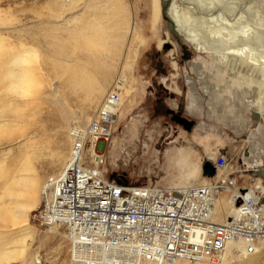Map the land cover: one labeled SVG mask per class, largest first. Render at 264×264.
Segmentation results:
<instances>
[{
  "label": "rangeland",
  "instance_id": "374dc122",
  "mask_svg": "<svg viewBox=\"0 0 264 264\" xmlns=\"http://www.w3.org/2000/svg\"><path fill=\"white\" fill-rule=\"evenodd\" d=\"M52 1L0 0L2 13L8 11L9 13L4 14L8 18H15L16 22L10 26H0V38L5 39V42L10 41L12 45L18 44L21 38L27 43L31 40L29 44L39 55L35 67H42L47 75L51 69L45 55H66L59 49L63 48L64 52L76 53L74 58H84L86 51L92 50L79 42L66 40L67 34L62 31L63 27H66L65 30L74 28L79 26L80 22L74 23L76 25L70 22L66 26H60L68 17L69 21L71 17L82 15V12L87 10L83 7L86 8L89 0H71L72 12L62 13L60 9L57 14L52 12L53 7L49 5ZM58 1L62 4V0ZM100 1L106 3V0H92L93 3H90L96 4ZM118 1L120 4L115 0L111 2L113 8L120 5L118 12L113 15L112 20L104 21L108 28L112 25L116 33H124L125 39L118 51L120 55L117 53L113 58L112 69L115 72L106 90H109L115 77L121 73L126 78L131 92L129 91L128 98L113 117L110 140L99 144V150L106 153L105 175L117 181L126 180L130 184L145 187L181 188L191 183L198 186L210 182L209 178L202 174L201 167L204 162L210 161L213 164L219 155L225 154L228 157L227 172L236 179V186L247 188L255 183L256 178L264 179L263 175L258 174L264 171V80L251 76L249 81H243L237 70L218 74L215 63L208 54L196 52L184 40L173 35L169 23L162 17L161 0ZM247 1L241 0L240 3ZM240 3L237 5L240 6ZM102 6L106 7L105 4ZM219 8L221 7L216 9ZM86 12L89 15L88 10ZM86 12L84 17L87 16ZM61 13L66 19L59 16ZM262 15L264 17V14ZM56 16L63 19H57ZM100 16L99 13L97 18ZM64 23L62 22V25ZM54 24L61 28L50 33L54 37L49 33V37L41 33V30L50 29ZM37 26L39 29H36ZM26 28H29L28 31ZM257 28L264 39V22L259 21ZM26 32L28 36L25 35ZM235 32L239 34L240 30L236 29ZM234 37L237 38V35ZM249 40L248 35L246 41ZM128 42L129 50L126 49ZM255 42V47L264 54V45L256 41V38ZM7 44L5 43V46H8ZM109 48L108 43L103 46L105 50ZM248 54H245V60L252 63ZM124 56L130 60L126 58L128 65L126 62L123 64V73L119 64L125 60ZM2 59L0 54V60ZM100 66L90 59L84 69L88 74L95 76ZM63 80L64 78L61 80L55 77L49 79L51 85L45 86L40 93L39 107L31 111L27 109L33 114V120H30V125L23 130L24 137L0 143V155L10 150L8 157L11 158L19 153L27 138L32 137L31 141L37 144L36 149L39 151L34 166L43 181L61 170L64 161L55 165L52 156L56 151L65 154L68 152L69 129L85 126L96 110L95 106L104 98L103 96L97 105L88 109L85 104H81L80 98L68 92ZM260 89L263 90L262 95L258 92ZM2 92V102L8 101L4 104L17 100L8 93L5 94L9 97H5ZM178 106L181 107L179 111ZM176 115L192 123L190 131L173 119ZM178 150H187L191 154L193 167L200 170L196 179L183 183L174 180L168 159L171 153ZM223 194L229 196L227 192H222L220 196ZM36 211L35 209L30 216L31 226L37 233L30 247L31 252L37 253L35 257L40 264H72L69 262V246L64 229L56 227L53 233H48V228L35 221ZM111 262L103 259L100 263Z\"/></svg>",
  "mask_w": 264,
  "mask_h": 264
},
{
  "label": "built area",
  "instance_id": "2783aa9c",
  "mask_svg": "<svg viewBox=\"0 0 264 264\" xmlns=\"http://www.w3.org/2000/svg\"><path fill=\"white\" fill-rule=\"evenodd\" d=\"M115 104L109 93L87 124L70 132L65 166L43 183L36 222L64 229L70 263L222 264L229 243L241 242L249 253L264 247V179L236 186L225 154L214 160L210 182L198 186L145 187L107 177L99 144L111 138ZM222 192L235 211L217 222Z\"/></svg>",
  "mask_w": 264,
  "mask_h": 264
},
{
  "label": "bare ground",
  "instance_id": "6f19581e",
  "mask_svg": "<svg viewBox=\"0 0 264 264\" xmlns=\"http://www.w3.org/2000/svg\"><path fill=\"white\" fill-rule=\"evenodd\" d=\"M115 1L119 3L118 0ZM186 1L189 4H194L197 9V11L194 12L188 11L187 16L189 15L191 17H195L196 12H199L206 18L201 20L204 29L210 27L214 22L219 28L218 41L213 43L206 41L201 44V46H203V48H201L210 54L211 59L214 61L216 72L218 74H225L226 71L237 70L243 81H249V77L251 76H257L264 80V54L261 50H258L255 47L257 46L255 38L256 41H259L260 44L264 45V39L262 38L263 35H260V31L257 28V23L259 21L264 22V17L262 15L264 12L261 11H264V0H248L247 2L242 3H240L241 0ZM90 2H92V0L88 1L86 8L83 7L84 10H88L89 15H87L86 10L82 12L83 14L79 17H71L69 21V17L66 19L62 13L72 10L71 0H62V4L59 3L58 0H53L52 3H49V5L51 4L53 7L51 9L52 12H55L56 14L60 12V9H62V15L59 16L64 17L66 20H60L66 24L64 23L62 25L61 22V27L66 26L67 23L70 22L73 24L80 22V25L75 26L74 28L66 30V27L62 28V31H65L67 34L66 40L79 42L82 45H86L93 51L87 50V54H85L84 58H74L76 53L64 52L63 48L59 49L66 55L59 53H54V55H45V59L47 57L49 64L47 62L46 63L51 69H49L50 71L47 70L49 71L48 75L47 73H44L45 71L43 72L42 67H35L37 60L39 59V55L37 54L38 51L31 44H29L31 40H28L29 43H27L26 40L22 41L21 38V41L19 39L18 44L15 43L16 45H12L9 43L10 41L6 40L8 42H5V39L0 38V54L3 57V59L0 60V92L3 91V94L8 93L11 97H15L17 99L14 102L11 101L12 103L9 102L7 104H4V102L6 103L8 101L3 100L4 102H2L0 99V143L5 140L13 141L24 137L23 130L30 125V120H33V114L30 111L39 107L40 93L45 86H49V79L52 80V77L53 79L55 77L61 80L64 78L63 81L68 92L72 95L75 94V96L73 95L74 97L80 98L81 100H79L81 101V104H85L87 108L97 105L101 98L103 96L105 98L109 93L115 95L117 98V104H115L116 106L112 110L114 112L113 117L123 106L125 100L128 98L130 89L127 86L126 78L121 73L118 74L116 72L118 74L117 77H115V80L109 90H106L108 89L106 86L109 83L113 72H115L112 69L113 58L118 55L117 53L120 55V52L118 51L124 44L125 34L123 33L122 35L116 33L113 30L112 25L108 28L104 20H112L113 15L120 9V5L119 7L115 5L113 8V4L111 3L112 0H106V3L100 1L96 4H92L93 2ZM237 3H240V6H238ZM103 4H105L106 7L102 6ZM217 7L221 8L216 9ZM176 11L177 8H174V11H171L174 18H177L175 16ZM85 12L88 16H86L87 18L84 17ZM4 13L6 14L9 12L6 11L2 13L0 10V26H10L13 23H16L14 22L15 18H8ZM99 13L101 16L97 18ZM187 16L185 17L187 18ZM50 17L52 18V16ZM58 17L56 16L57 19L62 18ZM83 17L84 19L82 20ZM179 25L180 21H177V26L179 27ZM243 25L244 27L241 28ZM51 26L50 29L47 28L41 30V33L43 32V34L46 35L47 33L50 34L51 32L61 29L57 28V24V27L55 24L53 25L54 27ZM36 29H39L38 26ZM204 29L202 30L204 31ZM236 29L240 30L239 34L235 32ZM38 31L36 37H38ZM131 33L132 30L130 34ZM20 35H22L21 32ZM25 35L28 36L27 32ZM50 35H48V37ZM225 35H227V37H225ZM235 35H237V38L234 37ZM248 35L250 40L246 41ZM51 37L54 36L51 35ZM31 39H33L34 43H36L33 37H31ZM56 39L57 38L55 37L54 40ZM60 39H62V37ZM60 39H58V41H66L65 39ZM5 43H8V46H5ZM107 43L110 45V48L105 50L103 49V46ZM207 46L215 48L214 50H216V52L211 54L212 52H208L210 50L206 51L205 48ZM126 49L129 50V42L127 43ZM245 54L249 55V59L252 63L245 60ZM125 56H127V54ZM126 58L127 57H125V60L123 62L121 61V64H119L120 70L123 73L125 71L122 70V68H124L123 64L126 62V65H128ZM90 59L101 65L97 75L95 76L88 74L84 69L87 61H90ZM127 59L130 60L129 57ZM223 65L227 69H225ZM241 77L239 76V78ZM258 92L262 95L263 90L260 89ZM8 94H5L4 96L9 97L7 96ZM101 102L98 106H95L96 109L100 106ZM28 108L30 110L29 112L27 111ZM1 109H3V111ZM4 113L9 115H5ZM77 128L79 127L74 126L68 131V152L65 154L61 151H56V154L52 156L54 158L53 163L55 165L64 161L61 166V170L65 166L69 157L71 146L70 132L76 130ZM31 140L32 137L29 139L27 138V141L21 145L22 147H20V150L18 151L19 153L17 155H13L11 158L8 157L10 150H8L7 153L0 155V264H12L16 262L21 264H40V261L35 257V254L37 253L31 252L30 250L37 234L35 229L31 226L30 216L36 209L37 211L34 214L35 221L38 218L40 203L42 201L43 183L45 180L43 181L35 170L34 160H36L39 156V151L36 149L37 144H33L34 141L32 142ZM95 152L96 151H94V153ZM199 171L200 170L198 168L197 174ZM254 184L261 186L262 179L256 178ZM191 185H194V183L187 186ZM221 194H219V196ZM219 196L215 207V221L222 222L230 216L235 209L229 203V197L227 195L223 194L222 196ZM55 228L56 227H49L48 233H53ZM104 259L106 261H111V259ZM136 264L151 263L139 261ZM222 264H264V247L257 248L254 252L249 253L246 245L243 243H229L227 245Z\"/></svg>",
  "mask_w": 264,
  "mask_h": 264
},
{
  "label": "flooded vegetation",
  "instance_id": "af4514ba",
  "mask_svg": "<svg viewBox=\"0 0 264 264\" xmlns=\"http://www.w3.org/2000/svg\"><path fill=\"white\" fill-rule=\"evenodd\" d=\"M168 1V0H165ZM177 3H181V5H177ZM185 7V9H184ZM174 8H177V11L175 13V16L177 18H174L171 14V11H174ZM188 11H197L194 4L187 3L186 0H169L168 5L165 10V16L170 20L172 23V33L175 37H179L180 39L184 40L187 44H189L193 50H195L198 53H204L205 52L201 46L203 42L209 41L210 43H213L215 41H218V35H219V28L217 27V24L214 22L211 24L208 28H203L201 20L206 19L205 16H202L199 12H196L195 17L187 16ZM187 16V18L185 17ZM177 21H180L179 27L177 26ZM204 29V31L202 30ZM227 37V36H225ZM208 42V43H209ZM202 47V48H201ZM215 48L211 46H207L205 50H210L208 52H212L211 54L215 53ZM184 55H186V51L184 50ZM210 56V54H208ZM178 111L181 110V107H177ZM173 119L176 122H179L184 126L181 122V119L178 115L174 116Z\"/></svg>",
  "mask_w": 264,
  "mask_h": 264
},
{
  "label": "clouds",
  "instance_id": "9594fccd",
  "mask_svg": "<svg viewBox=\"0 0 264 264\" xmlns=\"http://www.w3.org/2000/svg\"><path fill=\"white\" fill-rule=\"evenodd\" d=\"M169 167L177 183L197 178V170L193 167L191 154L187 150H178L170 154Z\"/></svg>",
  "mask_w": 264,
  "mask_h": 264
},
{
  "label": "water",
  "instance_id": "95a60500",
  "mask_svg": "<svg viewBox=\"0 0 264 264\" xmlns=\"http://www.w3.org/2000/svg\"><path fill=\"white\" fill-rule=\"evenodd\" d=\"M169 1V0H168ZM168 1H165V0H161L160 4H161V14H162V17L169 23L170 27H171V31H172V23L170 22V20L165 16V10H166V7L168 5ZM181 122L184 125V128L188 131L191 130V127H192V123L191 122H188L187 120L185 119H181ZM201 170H202V174L203 176L207 177V178H212L215 176V168L213 166V164L210 162V161H206L204 162V164L202 165L201 167ZM258 174L260 175H263L264 176V171H260Z\"/></svg>",
  "mask_w": 264,
  "mask_h": 264
}]
</instances>
